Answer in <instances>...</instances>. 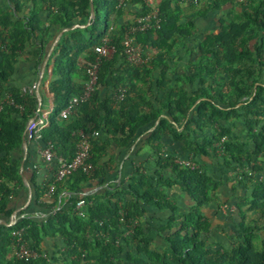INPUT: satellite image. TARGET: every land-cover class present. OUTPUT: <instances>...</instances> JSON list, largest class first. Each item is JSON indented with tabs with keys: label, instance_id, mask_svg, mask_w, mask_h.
Wrapping results in <instances>:
<instances>
[{
	"label": "trees",
	"instance_id": "1",
	"mask_svg": "<svg viewBox=\"0 0 264 264\" xmlns=\"http://www.w3.org/2000/svg\"><path fill=\"white\" fill-rule=\"evenodd\" d=\"M10 2L17 13L23 11L24 3L28 10L26 16L7 12L0 16V98L8 92L5 84L24 53L25 45L37 31L41 34V44H44V36L53 26L65 28L85 24L90 5H94L97 16L93 24L85 29H72L54 58L50 82L54 106L41 139L43 145L50 142L57 155L70 161L82 132L91 143L94 170L91 174L77 170L56 183L51 203L43 200L48 184L40 186L33 174L28 179L32 201L26 211L34 205L46 215L38 220L26 213L11 226L0 224V264H81V261L83 264H141L142 259L138 256L127 255L124 261L117 259L115 240L105 238L104 234L141 218L146 205L172 211L168 223L157 228L170 246L169 260L163 261L167 256L149 247L141 228L136 230L142 236L137 251L147 256L148 264H264V223L250 224L246 212L260 211L264 217V180H254L253 172L260 168L251 164L253 156L264 155V0H249L245 5H237L231 0H200L199 4L206 3V10H194L190 14L184 13L180 5L182 0H168L158 9L159 27L136 36L145 53L148 48L156 50L152 60L139 67L129 64L122 53L121 41L127 26L116 27L118 19L125 14V5H120V0ZM127 3H138L141 7L138 14L147 11L140 0H126ZM227 6L241 9L237 19L229 16L226 20L219 19L217 32L199 34L201 39L196 51L186 48L184 41L194 34L197 18H204L206 14L217 15L227 10ZM100 10L106 12L103 19ZM43 13L48 15V26L42 19ZM105 38L114 47V53L101 63L96 91L70 119H63L61 111L82 90L87 63L95 55L94 46ZM178 46H183L187 53L196 54L195 60L188 63L186 72L177 80L193 85L190 92L175 88L167 76V59ZM82 53L87 55L84 66L79 61ZM152 74L155 79L151 78ZM102 86H111L115 92L122 88L123 98L118 102L109 97L101 99L99 89ZM154 87L157 88L155 96ZM0 106V219L9 222L15 210L12 191L16 185L24 188L19 173L21 159L13 160L11 153L20 150L25 124L35 114L37 100L34 94L13 88L9 98L0 102ZM13 114L19 117H13ZM232 115L244 117L252 148L236 136L229 137L231 129L221 124ZM178 116L185 119L184 128L179 132L173 126L178 124ZM209 127L213 132L205 134L204 130ZM95 131L99 134L104 131L106 140L102 141L99 134L95 136ZM143 132L156 151L161 136L170 132L183 140L185 147L196 156L209 157L222 151L218 157L223 165L241 171L240 181L251 185L252 189L249 197L242 198L237 204L240 221L236 230L239 240L235 245L217 249L207 245L213 224L203 207L211 202L208 193L211 177L202 166L184 167L176 163L173 156L158 153L159 167L168 168L174 174L173 180L164 183L178 185L194 202L187 212L180 214L154 186L152 178L138 168L126 185H106L109 190L85 193L83 183L96 179L102 185L109 178L105 170L109 163L102 160L108 151L109 140L125 150ZM192 134L199 135L191 140ZM223 136L228 139L219 146ZM246 168L249 170L245 171ZM161 180H157L158 184ZM62 191L69 195L64 205H58ZM80 199L87 204L83 217L74 212ZM244 205L245 211L242 210ZM20 228L26 229L25 240L39 254L34 259L26 261L9 257L14 240L11 232ZM256 233L261 235V253L258 259L252 260L250 249ZM58 236L63 239V249L58 257H51L42 243L45 237Z\"/></svg>",
	"mask_w": 264,
	"mask_h": 264
},
{
	"label": "crops",
	"instance_id": "2",
	"mask_svg": "<svg viewBox=\"0 0 264 264\" xmlns=\"http://www.w3.org/2000/svg\"><path fill=\"white\" fill-rule=\"evenodd\" d=\"M181 7L184 8L186 6H190L188 2H181ZM192 6V5H191ZM229 9V6H227ZM129 11H136V15L141 11V7L138 3H127L125 4V14L124 16L130 17ZM129 12V13H128ZM135 15V16H136ZM121 18V17H120ZM42 19L43 14H42ZM45 26L49 25V20H44ZM88 21V20H87ZM122 21V19H121ZM196 22H198L199 26H208L209 18H200L198 17ZM86 24V23H85ZM77 25V24H74ZM72 25L71 27L58 28L51 27L49 29V34L44 36L46 40L44 44H41L40 38L41 34L37 31L32 37V40L25 45L24 53L19 57L17 63L14 66V71L10 76L6 85V90L8 92L3 93L0 98V102L9 98L10 91L13 88L20 89L22 92L24 88H30L33 84L36 85V89L33 93L37 100V109L40 113L46 114L48 117L50 116L53 106L54 100L52 93L50 91V82L52 79V68L55 56L58 54L61 46L65 43L68 36L71 33V30L76 28ZM84 25V24H83ZM80 29H85L87 27H81L77 25ZM89 27V26H88ZM80 64L87 62V55L82 53L79 57ZM182 62L178 67V71L171 74L170 66L167 71V76L172 80L171 83L177 82L180 79L183 72V68L186 69L187 65ZM155 76V75H154ZM157 76V73H156ZM155 76V77H156ZM155 79V78H154ZM144 88V85L142 86ZM38 90L40 95V101L37 99L35 91ZM120 91L115 92V90L109 86H102L99 89V97L102 99L104 97H109L114 99L116 102L118 94ZM153 101V98H150ZM1 108V106H0ZM36 109V110H37ZM166 112H163V115ZM13 117H19L17 114H13ZM34 117V115L32 116ZM31 117V118H32ZM27 123V122H26ZM185 119L181 116H178V124H174V128L179 132L184 128ZM26 125V124H25ZM153 128H150V131ZM25 131V127H24ZM101 140H106L107 136L104 131H101ZM146 132H143L139 136L136 137L134 143L130 146V148L122 150L117 147L113 140H109L108 142V151L103 155L102 160L107 161L109 166L105 168L108 174V180L104 184L100 185L96 179L85 182L82 184V188L85 190V193H93L100 192L103 190H109L106 188V185L115 186V185H126L131 181V178L134 176L136 169H142L145 174L150 176L153 180L154 186L161 190L163 194L166 196V199L169 200L172 204L177 207V213L187 212L194 204L192 199L184 193L180 187L176 184L166 185L165 180H173L174 174L168 168H161L157 164L158 153L164 156L170 155L173 157H182L186 155L185 144L181 139H177L170 132L165 133L161 136L160 141L158 142L157 151L154 150L149 142L146 140ZM43 146L41 141H36L33 143H28L27 151L25 152L22 148V143L20 150H16L11 153L12 159H21L19 165V173L27 179L29 182V178L35 174L36 182L40 185H47L53 180L54 173L56 171L57 164L55 161L51 163H45L42 161L38 149ZM248 147L252 148V144L248 143ZM26 153V154H25ZM264 157V155H259ZM209 161V157H198V162L203 164ZM23 162V169L20 170V166ZM212 167V165H211ZM264 164L259 166V170L255 171H264ZM215 171L217 176V180L222 181L223 186L219 192V196L222 202H226L229 206L223 212L219 209H214V206H208L203 208L205 215L212 221L213 227L211 232L207 238H211L215 243L216 247L226 246L229 244L227 236L223 235L220 231H225V228L229 231L235 233L233 229L238 228L239 219V210L237 208V204L240 200L245 196L244 189H238L237 183L231 181L229 175H226L225 170H220L219 167L213 166L211 168ZM254 172V173H255ZM253 173V176L255 175ZM162 179L161 183L158 184L157 180ZM259 181V180H258ZM23 182V180H22ZM30 184V183H29ZM24 188H20L16 185L15 191H12V205L15 207L17 219L24 214L27 213V216L42 219L45 217V213L41 212L40 208L36 206H32L31 210L26 211L27 207L32 201V196L30 202L27 204L28 197V189L23 182ZM31 186V185H30ZM32 188V187H31ZM66 191H62L58 198V205H64L67 201L68 193ZM233 199V200H232ZM146 210L144 215L137 219L136 221L139 224H155L152 225L154 227L155 235L162 240L163 237L158 233L157 228L164 226L168 223L170 216L172 215V211L167 208H157L154 206L146 205ZM243 210V209H242ZM32 211H34L32 213ZM218 211V212H217ZM12 216V215H11ZM11 218V217H10ZM237 222V224H233V222ZM215 225V226H214ZM151 226V227H152ZM221 229L217 231V229ZM63 239L61 237H52L46 238V244L43 241V246L52 248L53 246L59 248L62 246ZM165 241V240H164ZM166 242V241H165ZM56 243V244H55ZM51 244V246H50ZM14 256V255H13ZM12 252H9V257H13ZM15 257V256H14Z\"/></svg>",
	"mask_w": 264,
	"mask_h": 264
},
{
	"label": "rangeland",
	"instance_id": "3",
	"mask_svg": "<svg viewBox=\"0 0 264 264\" xmlns=\"http://www.w3.org/2000/svg\"><path fill=\"white\" fill-rule=\"evenodd\" d=\"M168 1V0H167ZM166 0H158L157 2V8H161V6L165 5ZM93 5V4H92ZM206 3L202 2L199 5L195 6H186L183 8V11L185 14H190L191 12H193L194 10H201V11H205L206 10ZM94 7V5H93ZM27 10L28 7L26 6V4L24 3V8L23 11L21 13H17L14 10V6L13 4L10 2V0H0V16H2L3 13L7 12L10 14H13L14 16H26L27 15ZM130 14H132L130 17H126V16H122L121 18L118 19L117 21V28L119 26H128L130 24H132L135 15H136V11H129ZM128 12V13H129ZM106 12L105 10H100V17L103 19V17L105 16ZM241 14V9L236 7H232L231 9H227L224 10V12H220L217 15H207L204 16V18H209V22L207 23L208 26H199L198 22H196V28L194 31V34L189 37L186 41H184V43L186 44V48L189 49H193L194 51L197 50V45H198V41L201 39L200 35L201 33H211V32H217L219 29V19H225L226 20V16H229L230 18H235L237 19V17ZM47 14L43 13V18L44 20H47ZM122 19V21H121ZM156 53L155 49L152 48H148L146 51V54L149 56V59L152 60L154 54ZM196 58V54H190L187 53L183 46H178L176 47L173 52L169 55L168 59H167V63L169 64L171 69V74L172 73H176L179 69L178 67L180 66V64L182 62H184V66L185 64L188 65V63L190 61L195 60ZM82 65L84 66L85 63H82ZM183 72H186V69H182ZM184 72V73H185ZM183 73V74H184ZM182 74V75H183ZM181 75V76H182ZM151 78H155V76L152 74ZM171 85L175 86V88H184L186 89L188 92H190L193 89V85L186 83L185 81H180V82H174L171 83ZM120 90H123L122 88ZM152 91L154 92V96L156 94L157 88L154 87L152 89ZM153 95L150 96V98H154ZM198 103V100L195 102V105ZM221 124L223 126H226L228 128L231 129V133L229 135V137H233L236 136L239 141L241 142H246L247 146L248 143H250V141L247 138L246 135V128H245V119L243 116H235L232 115L230 116L228 119L221 121ZM205 134H209L213 132V129L211 127L207 128L204 130ZM199 134H192L191 136V140L195 137L198 136ZM228 139L227 136H225V139L222 140L221 142L218 143V145L220 146V144H222V142L226 141ZM186 150V155H183L180 158H184V159H188V160H192L194 162H196V164L198 166H202V168L207 172V174L211 177V181L209 183L208 186V193L211 197V202L209 204H207L206 206H204L203 208H206L208 206H214V209H219L222 212L224 210H226L228 208V204L226 202H222L221 198L219 196V192L223 186L222 181H218L217 180V176L215 174V171L212 170L211 168L213 166H217L219 167L220 170H225L226 171V175H229L233 182L237 183V187L238 189H244L245 191V196L243 197H249L250 192H251V185H245L244 182H241L240 180V176L239 173L241 172L240 170H234L232 168L227 167L226 165H223L221 158H219V154L222 152L217 153L216 155H214V153L211 154V156H209V161L205 164H201L198 162V156H196L193 152H190L187 148H185ZM252 166L255 167H259L262 164H264V157L262 156H253L252 157V162H251ZM212 165V167H211ZM264 168V167H263ZM249 170V169H245ZM254 173V172H253ZM254 180H259V181H263L264 180V171H258L254 173ZM233 200V199H232ZM242 209L245 211L246 210V205H244L242 207ZM218 212V211H217ZM247 222H249L250 224H258V223H264V217L261 215L260 211H247ZM233 224H237V222H233ZM152 225L155 224H139L138 221H133L132 224L127 225V224H122L119 226L118 230L112 231L111 233L108 234H104L105 238H111L115 240V245L118 248V254H117V259L120 260H125L127 255H133V256H138L140 259H142L141 264H148L149 260L147 258V256L143 253H138L137 251V246L139 243L140 238L142 237L140 233H137V228H141L143 230V238H147L148 242H149V247L151 249H154L162 254H165L167 257L163 258V261H167L169 260V255L171 253L170 250V246L168 245L167 242H165L164 240L160 239L158 237V235H155L154 232V227ZM152 226V227H151ZM215 226V225H214ZM221 229H217V231H220ZM235 230L233 233L232 231H229L228 229L225 228V231H220L223 235L227 236L229 244L226 246H219L216 247L215 243L213 242V240H211V238H207V245L210 248H220V247H231L233 245H235L238 240V234L236 233L237 229H233ZM46 238H44V243L46 244ZM45 244L43 246V249L45 250V252H47L51 257H58L59 256V252L63 249L62 246L59 248H55L52 244V248H46ZM56 244V243H55ZM51 246V244H50ZM12 256H15V249L12 245ZM261 253V235L259 233H256L254 239H253V245L252 248L250 249V255L252 260H256L259 258ZM16 257V256H15ZM81 264H83V261H81Z\"/></svg>",
	"mask_w": 264,
	"mask_h": 264
},
{
	"label": "built area",
	"instance_id": "4",
	"mask_svg": "<svg viewBox=\"0 0 264 264\" xmlns=\"http://www.w3.org/2000/svg\"><path fill=\"white\" fill-rule=\"evenodd\" d=\"M143 7L147 9L145 13L137 14L132 22L128 25L124 32L121 41L122 53L125 60L136 67L143 66L149 62V56L143 51L142 45L137 41L136 36L139 33H143L149 29L159 27L161 18L159 16V10L157 8L158 0H140ZM189 4L197 5L200 0H182ZM235 4H247L249 0H231ZM126 0H120V5H125ZM109 39L105 38L102 43L94 46V58L87 63L85 69V78L81 92L73 96L66 107L61 111L60 116L68 120L70 119L77 108L90 101L94 92L96 91L98 84L99 68L103 60L111 58L114 53V47L108 43ZM36 89V85L33 84L30 88H24V92L33 93ZM124 94L120 90L117 99L121 100ZM21 107V106H19ZM48 125V116L40 113L37 109L35 111L33 119H29L25 125V138L28 143L41 141L42 130ZM98 131L94 132L97 136ZM225 139V136L221 138ZM91 143L86 135L80 132V139L77 143V150L74 157L70 161H66L62 156L57 155L50 142L44 144L38 149L39 155L43 162L51 163L56 162L57 167L53 176V180L48 184L47 191L43 195V200L46 203L53 201V194L56 183L61 182L73 172L81 170L86 174H91L94 170V164L91 161ZM175 162L184 167L196 168L198 165L196 162L180 157H174ZM67 194V193H66ZM86 201L80 199L76 202L74 212L78 216L85 215ZM56 210V208H55ZM25 228L14 229L11 232L13 240V247L15 249V256L23 260H31L36 258L39 254L33 250L25 240Z\"/></svg>",
	"mask_w": 264,
	"mask_h": 264
},
{
	"label": "water",
	"instance_id": "5",
	"mask_svg": "<svg viewBox=\"0 0 264 264\" xmlns=\"http://www.w3.org/2000/svg\"><path fill=\"white\" fill-rule=\"evenodd\" d=\"M90 2H91V0H90ZM96 16H97L96 9H95V7H93V5L91 3V5H90V14H89L88 21L86 22V24L79 25V26H81V27H88V26H90L91 24H93L94 20L96 19ZM74 27H77V25H74ZM35 94H36L37 99L40 101V95H39L38 90L35 91ZM30 119H33V117L30 118ZM154 126L152 128H154ZM21 143H22L23 150L26 152L27 151V147H28V142H27V140L25 138V131H23V133H22V142ZM22 169H23V162H22V164L20 166V170L21 171H22ZM22 180H23L25 186L28 189V197H27V204H28L30 202V200H31L32 188H31L29 182L27 181V179L23 175H22ZM16 221H17V216H16V211H14L13 214H12V216H11V218H10V221L9 222H6L3 219H0V224H3L5 226H11Z\"/></svg>",
	"mask_w": 264,
	"mask_h": 264
}]
</instances>
